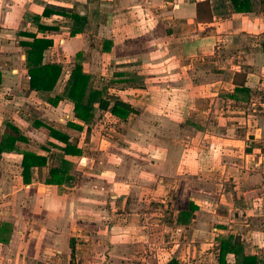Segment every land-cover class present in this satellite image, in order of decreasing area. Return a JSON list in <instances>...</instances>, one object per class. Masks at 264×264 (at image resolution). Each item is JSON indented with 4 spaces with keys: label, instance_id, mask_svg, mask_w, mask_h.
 Instances as JSON below:
<instances>
[{
    "label": "crops",
    "instance_id": "1",
    "mask_svg": "<svg viewBox=\"0 0 264 264\" xmlns=\"http://www.w3.org/2000/svg\"><path fill=\"white\" fill-rule=\"evenodd\" d=\"M47 5L84 16L83 31L71 35V16H43ZM248 6L236 12L233 0H0V144L12 124L28 138L17 149L48 159L25 184L22 155L0 153V264H219L220 240L229 236L264 264V0ZM37 15L54 40L45 61L63 66L52 95L66 92L80 52L91 87L136 112L120 120L97 110L87 126L71 101L54 107L31 91L22 42L42 35ZM37 123L81 148L82 155L67 156L74 162L70 184L45 183L62 152ZM40 136L44 141L35 142ZM191 203L194 218L181 223ZM165 210L185 248L180 256L178 246L169 248L164 259L155 245L143 257L135 247L164 237H133L132 221L139 216L138 227H147L150 215L158 227L154 219ZM226 259L235 263L234 254Z\"/></svg>",
    "mask_w": 264,
    "mask_h": 264
},
{
    "label": "trees",
    "instance_id": "2",
    "mask_svg": "<svg viewBox=\"0 0 264 264\" xmlns=\"http://www.w3.org/2000/svg\"><path fill=\"white\" fill-rule=\"evenodd\" d=\"M236 12H243L244 9H249V0H233ZM200 5H205L201 3ZM43 16L59 15L71 16L75 21V25L71 31V35L75 36L83 31L86 23L84 16L74 13L72 10L56 6L47 5L44 9ZM41 16L37 15L34 19L38 24V31L42 35H31L32 41L22 42V45L28 46L26 51L25 67L30 77V90L35 91L41 95L42 99L51 106H58L59 103L65 99L73 103L74 117L81 120L84 124L89 126L96 117V111H108L112 117L120 120H125L131 113L136 112L130 103L116 99L111 103L108 99L102 96V92L93 89L90 85L91 77L85 73L83 66L79 62L82 53L76 54V62L70 73V78L64 94L52 95V92L61 76L63 66L60 63H48L45 61V52L54 46V40L44 35L48 27L40 25L39 20ZM106 50V49H105ZM68 125L78 130H83L84 125L69 122ZM37 127H44L48 130V135L51 138L50 144L54 148L62 152L59 158L58 165L50 168L49 174L45 179L46 184H70L75 180V176L71 173L74 167V162L67 159V156L82 155L81 148L76 143L71 141L70 136L61 132L51 126L43 123H37ZM87 136H90L91 129L86 130ZM18 141L27 142L28 138L23 135L20 129L7 124L5 135L0 144V153L2 152H18L22 155V177L25 184L31 182V170L37 168L41 173L42 169L47 166L48 159L44 156L37 155L30 151H21L16 148ZM197 206L190 204L186 211H183L180 216L181 223H189L194 218V212ZM221 250L219 255V264H230L227 262V255L234 254L235 263L233 264H262V261L256 255H247L244 251L243 245L239 237L229 236L220 240ZM166 264H179L176 258L171 259Z\"/></svg>",
    "mask_w": 264,
    "mask_h": 264
},
{
    "label": "rangeland",
    "instance_id": "3",
    "mask_svg": "<svg viewBox=\"0 0 264 264\" xmlns=\"http://www.w3.org/2000/svg\"><path fill=\"white\" fill-rule=\"evenodd\" d=\"M106 123H108V121ZM107 125L108 124H105V126H107ZM101 132H103V130ZM34 141L37 143H42L44 141V137L40 136V138H35ZM144 209H145V206L142 209L138 210V212H141V210H144ZM149 211H154V210H150V209L146 210V212H149ZM167 212L168 211L165 210V212L163 213L162 219H161V217L154 216L157 218H155V219L153 218V219L157 220V223L160 224V226H158V227H156L155 224L150 223V215L148 216L147 221L144 220V221H146L145 225L147 227H138L140 225V223L142 222V221L141 222L139 221L141 219V218L139 219V216H135V219L132 221L131 227L133 228V232H132L133 237H164V239L162 240L163 243H162V241L161 242L152 241L151 243L150 242L147 243L144 241L142 243L145 245V247H141V248L135 247V249L141 250V253H142L141 256L146 257L147 254L152 255L153 252L155 251V245L157 248L163 249L164 259H166V257L168 256V252H170L169 248H173V246H175V245L179 247V248H176L177 249L176 254H178V256H180L181 252L184 250L186 243L183 240V238H180V237H184V236L182 235V233L176 232L174 227L169 226V224L171 222V218L166 215ZM142 225H144V224H142ZM175 233H178L180 235H176ZM169 237H173V238H169ZM151 252H152V254H151ZM140 260H135V261H140ZM135 261H134V263H135Z\"/></svg>",
    "mask_w": 264,
    "mask_h": 264
}]
</instances>
